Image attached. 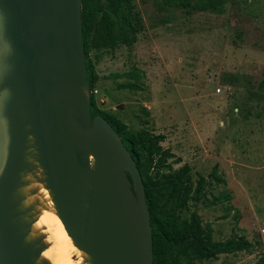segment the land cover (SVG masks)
<instances>
[{
    "label": "water",
    "instance_id": "obj_1",
    "mask_svg": "<svg viewBox=\"0 0 264 264\" xmlns=\"http://www.w3.org/2000/svg\"><path fill=\"white\" fill-rule=\"evenodd\" d=\"M89 94L82 0H0V264H37L42 252L26 241L17 194L30 150L91 264H154L143 177Z\"/></svg>",
    "mask_w": 264,
    "mask_h": 264
},
{
    "label": "rangeland",
    "instance_id": "obj_2",
    "mask_svg": "<svg viewBox=\"0 0 264 264\" xmlns=\"http://www.w3.org/2000/svg\"><path fill=\"white\" fill-rule=\"evenodd\" d=\"M165 1L133 0L143 21L137 43L99 60L91 53L97 105L131 129L165 135L174 168L187 164L194 181H211L208 199L188 213L211 224L214 240L237 235L254 245L196 264H264V0H225L223 13ZM134 67L144 91L120 88L126 79L116 75ZM215 168L225 184L210 177ZM222 193L229 201L211 205Z\"/></svg>",
    "mask_w": 264,
    "mask_h": 264
},
{
    "label": "trees",
    "instance_id": "obj_3",
    "mask_svg": "<svg viewBox=\"0 0 264 264\" xmlns=\"http://www.w3.org/2000/svg\"><path fill=\"white\" fill-rule=\"evenodd\" d=\"M176 1L165 2L172 6L215 13H223L225 3V0ZM82 24L91 85L92 116L101 115L112 125L143 177L153 232L154 264H196L198 261L218 259L221 255L251 251L254 245L245 236L214 240L211 224L204 226L198 211L188 213L192 206L197 207L208 199L207 188L211 181L202 175L194 181L187 164L175 169L171 161L175 155L162 146L165 135L155 134L148 129H131L117 115L97 105L93 90L99 75L91 53L95 51V58L99 60L104 50L132 47L137 43L143 31V21L133 0H82ZM116 77L126 79L120 85L121 89L137 92L145 89V74L137 67ZM260 89L264 94V81ZM210 177L217 183L225 184V180L217 176L216 168ZM228 201L227 194L222 193L213 197L210 204Z\"/></svg>",
    "mask_w": 264,
    "mask_h": 264
},
{
    "label": "bare ground",
    "instance_id": "obj_4",
    "mask_svg": "<svg viewBox=\"0 0 264 264\" xmlns=\"http://www.w3.org/2000/svg\"><path fill=\"white\" fill-rule=\"evenodd\" d=\"M28 162L33 167L23 175L22 186L17 190L22 201L23 221L30 225L26 241L40 243L45 255L37 264H91V257L77 249L61 222L52 192L46 183L44 170L35 159V151ZM41 257V256H40Z\"/></svg>",
    "mask_w": 264,
    "mask_h": 264
}]
</instances>
